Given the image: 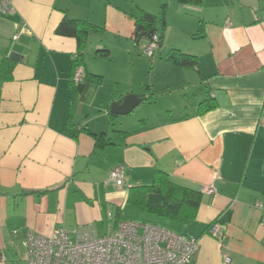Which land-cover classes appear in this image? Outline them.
<instances>
[{
	"label": "crops",
	"instance_id": "0c3cea01",
	"mask_svg": "<svg viewBox=\"0 0 264 264\" xmlns=\"http://www.w3.org/2000/svg\"><path fill=\"white\" fill-rule=\"evenodd\" d=\"M12 9L0 18V264H27L29 231L92 225L104 237L122 221L196 238L193 264H264V0H12ZM141 12L163 34L151 74L168 94L139 106L168 107L117 120L112 104L144 95L137 72L147 57L134 41ZM65 18L99 28L84 69L103 82L86 95L72 83L77 41L56 33ZM104 49L108 57L98 55ZM173 50L197 65L172 64ZM117 59L125 74L110 77L109 93L100 66ZM208 100L216 107L199 114ZM98 136L109 142L96 145ZM118 166L121 187L110 181ZM156 171L202 193L195 220L128 203Z\"/></svg>",
	"mask_w": 264,
	"mask_h": 264
},
{
	"label": "built area",
	"instance_id": "2783aa9c",
	"mask_svg": "<svg viewBox=\"0 0 264 264\" xmlns=\"http://www.w3.org/2000/svg\"><path fill=\"white\" fill-rule=\"evenodd\" d=\"M13 13L12 0H0V18ZM144 54L154 57L159 38L144 46ZM85 69L76 66L72 82H84ZM110 181L121 187L125 183L124 168L111 171ZM213 194V187L203 188ZM108 235L98 237L92 225L73 232L57 230L52 236L29 231L26 234L27 264H193L199 249L196 238L173 233L161 226L137 222H119ZM219 226L212 229L217 237ZM226 263L231 260L226 258Z\"/></svg>",
	"mask_w": 264,
	"mask_h": 264
},
{
	"label": "trees",
	"instance_id": "16d2710c",
	"mask_svg": "<svg viewBox=\"0 0 264 264\" xmlns=\"http://www.w3.org/2000/svg\"><path fill=\"white\" fill-rule=\"evenodd\" d=\"M157 26V17L155 15L141 12L136 21L134 34V41L140 54L145 56L144 46L148 45L156 35L159 38V49L161 48L163 34L160 33L159 35ZM98 30L99 28L89 21L72 20L69 18H65L58 26L56 30L58 35L74 38L77 41L78 52L74 56V70L76 66L81 65L84 67V53L88 38L90 34ZM98 55L108 57L110 52L104 49L98 51ZM154 57L147 58L153 62ZM169 61L174 65L186 68H192L197 65L196 57L185 54L180 50H173L169 55ZM102 82V76L85 73L83 83L79 85L72 83L74 88L83 95H86L92 85L101 84ZM140 97L143 99V103L151 99V96L147 97V99L144 95ZM215 107L212 101H205L199 106L198 113L205 114ZM96 139V145L98 146L109 142L104 136H98ZM128 203L141 206L148 214L185 224L196 219L198 210L202 204V193L196 189L175 182L167 173L156 171L154 180L150 185L138 186L129 190Z\"/></svg>",
	"mask_w": 264,
	"mask_h": 264
},
{
	"label": "rangeland",
	"instance_id": "374dc122",
	"mask_svg": "<svg viewBox=\"0 0 264 264\" xmlns=\"http://www.w3.org/2000/svg\"><path fill=\"white\" fill-rule=\"evenodd\" d=\"M142 62H143L142 65H141V63L138 64V69H139L137 72L138 85H139L138 87H142L141 91L144 95H147V97H149V95L151 94V97H152L151 101L157 102V100H159V102H161V103L164 102V99H166L165 96L168 94V90H163L162 89V81L157 79V77L155 75H153V72L151 74V71H152L151 69H152V65H153L152 63H154V62H152L151 60H149L148 58H145V57H143ZM100 70L105 74L104 77H107V78H105L106 79L105 80V87L109 93H110V89H112L111 84L115 83V82H113L114 80L113 81L109 80L110 77L125 74L124 68L118 59L115 61V63H111L109 61L106 62L105 64L100 66ZM152 81H154V83H156L155 84L156 86H155V88H153L151 90V93H150L147 90L150 87ZM167 107L168 106H158V107L154 106V108H150L149 106H139L131 114V116H133L132 118H136V116H139L141 114L148 115V116L150 114H153V116L155 118V115H157V114H159V115L163 114V113L165 114V111H166L165 109ZM170 115L173 118H177V117H179V115H181V110H177ZM125 118H128V116L120 117L117 120H125Z\"/></svg>",
	"mask_w": 264,
	"mask_h": 264
},
{
	"label": "water",
	"instance_id": "95a60500",
	"mask_svg": "<svg viewBox=\"0 0 264 264\" xmlns=\"http://www.w3.org/2000/svg\"><path fill=\"white\" fill-rule=\"evenodd\" d=\"M142 103L143 99L140 96L135 94L127 95L121 104H112L110 114L115 116H128L133 113Z\"/></svg>",
	"mask_w": 264,
	"mask_h": 264
}]
</instances>
